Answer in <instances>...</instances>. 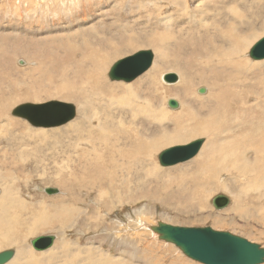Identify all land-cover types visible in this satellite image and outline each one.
I'll use <instances>...</instances> for the list:
<instances>
[{
    "label": "rangeland",
    "instance_id": "rangeland-1",
    "mask_svg": "<svg viewBox=\"0 0 264 264\" xmlns=\"http://www.w3.org/2000/svg\"><path fill=\"white\" fill-rule=\"evenodd\" d=\"M182 1L188 9L180 12L172 0H0V124L13 119L0 125V251L17 249L11 264H202L160 239L150 228L158 221L211 226L264 246V136L256 135L264 58L239 45L240 61L215 59L222 47L232 53L233 38L264 36V0ZM141 49L154 51L151 68L112 81V64ZM160 68L178 81L149 77ZM50 100L74 103L75 118L33 127L12 114ZM166 137L174 139L152 147ZM197 138L206 141L195 157L161 166L162 150ZM47 186L59 192L40 189ZM7 187L26 206L5 207ZM218 194L229 206L215 208ZM41 213L49 221L34 230ZM49 234L51 250L31 247Z\"/></svg>",
    "mask_w": 264,
    "mask_h": 264
},
{
    "label": "water",
    "instance_id": "water-1",
    "mask_svg": "<svg viewBox=\"0 0 264 264\" xmlns=\"http://www.w3.org/2000/svg\"><path fill=\"white\" fill-rule=\"evenodd\" d=\"M253 59L264 58V37L260 38L250 49ZM155 58L151 49L138 50L137 52L116 60L108 76L112 81L135 80L153 65ZM164 80L173 83L178 81L176 73H166ZM205 92V88H200ZM168 105L178 108L179 102L170 99ZM12 114L27 118L34 126L51 127L61 125L75 118L77 107L74 103L61 100L47 102H26L12 110ZM205 142L204 138H197L187 144H178L165 148L159 153V162L168 167L188 161L195 157ZM45 192L56 194L58 188L46 187ZM230 204L229 196L218 194L213 199L217 209H223ZM160 239L175 244L187 257L202 264H264V246L248 238L229 231L216 230L207 227H186L158 221L150 226ZM56 236L43 235L32 239L36 250H45L54 244ZM14 256L13 249L0 252V264H6Z\"/></svg>",
    "mask_w": 264,
    "mask_h": 264
},
{
    "label": "bare ground",
    "instance_id": "bare-ground-1",
    "mask_svg": "<svg viewBox=\"0 0 264 264\" xmlns=\"http://www.w3.org/2000/svg\"><path fill=\"white\" fill-rule=\"evenodd\" d=\"M172 1H174L175 2V4L178 6V10L180 11V12H182V11H186L187 9H188V3L186 2H183L182 0H172ZM200 1V0H199ZM173 2V3H174ZM21 7V6H20ZM177 10V11H178ZM262 37H264V36H261V37H254V38H252L251 39V37L250 36H246V37H239V38H233V40H231V45H233V46H235V47H233L232 48V53H230V54H228V55H222V53L225 51V49H224V47H222V53H221V55H218V53L216 52V54H215V59H219V60H221L222 62H223V65H228V63H230V62H236V59H237V61L239 60V58L241 59V57L244 55V53H243V51H244V48H246L248 45H249V47H250V49H251V47L260 39V38H262ZM255 39V40H254ZM251 42H252V44H251ZM251 44V45H250ZM239 45H243L244 46V48H238V46ZM219 48V47H218ZM142 50H145V49H142ZM216 51V50H215ZM218 51V50H217ZM249 53H250V51H249ZM105 54V53H104ZM104 54H102V55H100V56H102L103 57V55ZM249 56H250V54H249ZM251 57V56H250ZM244 58V57H243ZM252 58V57H251ZM253 59V58H252ZM263 59V58H262ZM262 59H260V60H262ZM101 60H102V58H101ZM100 60V61H101ZM253 60H259V59H253ZM87 61L88 62H91V60L90 59H87ZM240 61V60H239ZM102 62H103V66H102V68H104L105 66V63H106V58H104L103 60H102ZM154 63V62H153ZM246 63V62H245ZM244 63V64H245ZM256 66H259V65H255V68H256ZM235 67V66H234ZM156 68V67H155ZM233 68V67H232ZM260 68V67H259ZM154 69V68H153ZM162 69L160 68V69H157L156 71H154L153 70V72H151L150 73V75H149V77H151V78H154V79H157V80H159V77H160V75H161V78H163L164 79V75H165V73H163L162 71H161ZM243 70V65L242 64H239V67H238V69L236 70V71H238V72H241ZM162 72V73H161ZM139 77V76H138ZM137 77V78H138ZM230 77V76H229ZM181 79H182V77H181ZM181 79L179 80V81H181ZM141 80V79H140ZM166 81V80H165ZM219 81H220V79H219ZM123 82H126V81H123ZM131 82V81H130ZM159 82V81H158ZM167 82V81H166ZM236 82V81H235ZM143 83V81L141 80V82H140V84H142ZM170 83V82H169ZM174 83V82H173ZM124 86H126V85H124ZM127 86H129V85H127ZM131 86V85H130ZM132 86H133V84H132ZM112 88H113V86H112ZM166 88V87H165ZM262 89V88H261ZM126 90V89H125ZM264 91V90H263ZM260 92V91H259ZM204 93V92H203ZM218 96V95H217ZM219 97V96H218ZM4 102V101H3ZM218 102H220L219 101V99H218ZM245 100H243L242 102L240 101L239 102V106H241V105H246L245 103ZM251 102V101H250ZM5 103V102H4ZM7 103H8V101H7ZM221 103V102H220ZM249 105V104H248ZM179 106H180V104H179ZM178 106V107H179ZM17 107V106H16ZM7 107L5 106V109H6ZM172 108V107H171ZM4 109V110H5ZM3 112H6V113H8L7 111H3ZM78 112V111H77ZM263 115V114H262ZM3 116H6V114H3ZM14 116H16V115H14ZM16 117H21V118H23L22 116H16ZM23 119H25V118H23ZM3 120V119H2ZM25 120H27V118L25 119ZM73 120V119H72ZM1 121V120H0ZM28 121V120H27ZM71 121V120H70ZM30 124H31V122L30 121H28ZM69 122V121H68ZM68 122H66V123H68ZM66 123H63V124H66ZM13 124V119H11V118H7L2 124H0L1 125V127H2V129H3V127H6V128H8V126L10 125V126H13L12 125ZM70 124V123H69ZM204 124H206V122L204 121ZM32 125V124H31ZM62 125V124H61ZM33 127H45V126H34V125H32ZM56 126H58V125H56ZM30 127V126H29ZM32 127V128H33ZM51 127H55V126H51ZM257 127V133H256V135H258V134H261V137H263L264 136V124H261V125H258V126H256ZM31 128V127H30ZM103 129V128H102ZM13 130V129H12ZM11 130V131H12ZM16 130V129H15ZM14 130V131H15ZM32 132L33 131H35L34 129H32L31 130ZM38 131V130H37ZM31 132V133H32ZM27 133V132H26ZM31 133H29V134H31ZM212 133H213V130H212ZM20 134H22V133H20ZM35 134V133H34ZM245 133H242V134H239V135H237V141H239V142H241V143H244V140L246 139V137H242L241 135H244ZM25 135V134H24ZM23 135V136H24ZM171 139H174V137H166V141H164V140H155V141H153L152 142V147L154 148V146L157 148L160 144H165V143H168V141L169 140H171ZM205 139V138H204ZM251 139V138H250ZM236 140H235V142H234V144H236ZM252 140V139H251ZM15 141V140H14ZM13 141V142H14ZM205 141H206V139H205ZM205 143V142H204ZM187 144V143H186ZM237 146H239L240 147V145L241 144H236ZM6 146V145H5ZM149 146H151V142H150V145ZM172 146H175V145H172ZM242 146V145H241ZM24 150V149H23ZM22 150V151H23ZM8 152V151H7ZM250 152V151H249ZM249 152H248V154L246 155V160H245V164H247L248 165V163H251V162H253L252 160H251V158L249 157ZM7 154V153H6ZM251 154V153H250ZM231 156H234V153H231L230 154ZM253 155V157H255L256 159H258V154H252ZM228 156V155H227ZM227 156H225L224 157V161H228V162H230L228 159H227ZM238 156H240V155H238ZM237 157V156H236ZM17 159V158H16ZM258 160H264V154H263V156L260 158V159H258ZM162 166V165H161ZM1 171V170H0ZM2 172H4V171H2ZM5 177H7L6 175H5ZM5 187H6V185H5ZM5 187H3V188H5ZM47 187H50V186H47ZM45 188L46 187H42V188H40L42 191H45ZM0 192H1V190H0ZM3 193H4V199H5V203H3V204H5V207L6 206H8L9 205V208L10 207H13L14 205H15V202H17L18 203V205H20V206H26V201H25V199L23 198V197H20V196H18V195H14V192L12 191V189L11 188H9V187H7V191L5 190V192L3 191ZM2 195V194H1ZM7 196H8V200H9V203H7ZM15 197V198H14ZM230 198V197H229ZM230 203H231V199H230ZM229 206V205H228ZM15 207V206H14ZM13 210V209H12ZM4 212V211H3ZM39 216H40V219H39ZM34 220H36V224L33 226V228H34V230L35 229H39V228H42V224L43 225H45L46 226V222L47 221H49V217H48V215H46V213H45V215H42V213L41 214H39L38 216H35L34 217ZM171 224V223H170ZM174 225V224H173ZM263 230V229H262ZM45 231V230H44ZM261 233V232H260ZM263 234V233H262ZM54 235V234H53ZM6 236V235H5ZM39 236H43V235H39ZM39 236H35V237H33V239L34 238H36V237H39ZM56 236V235H55ZM32 241V240H31ZM30 241V242H31ZM56 242V238H55V241H54V243ZM255 242V241H254ZM14 244V243H13ZM31 245H32V242H31ZM55 245V244H54ZM15 246H16V244H15ZM31 247H33V245L31 246ZM52 248H53V246H51ZM51 247H49L50 248V250H51ZM34 248V247H33ZM49 248H47V249H45V250H48ZM10 249H13L14 250V256H13V258L9 261V262H7L6 264H11V262L14 260V258L16 257V255H17V249H15V248H10ZM35 249V248H34ZM25 250V249H24ZM36 250V249H35ZM49 250V251H50ZM4 251V250H3ZM22 251V250H21ZM37 251H44V250H37ZM49 251H47V252H49ZM72 251V250H71ZM1 252V251H0ZM46 252V253H47ZM24 253V252H23ZM72 253H74V251H72ZM79 254V253H78ZM24 255V254H23ZM43 255V257H40V259L38 260L39 262H41V261H43V259L45 260V262H46V260L48 259V258H50L51 256L52 257H55L56 255H55V252H52L51 254H49V255H47V256H45V254H42ZM71 255V254H70ZM62 256V255H61ZM60 256V257H61ZM73 258L74 257H76L77 259H78V257H80L81 255H71ZM75 258V259H76ZM35 260V259H34ZM114 260L116 261V260H120L123 264H124V262L125 261H123V259H120V258H114ZM16 261V260H15ZM33 261V260H32ZM110 261V260H109ZM118 262V264H121V262ZM36 262V261H35ZM51 262H53L54 263V261H53V259H50L49 261H48V264L49 263H51ZM73 263H76V261H74ZM21 264V263H20ZM46 264V263H45Z\"/></svg>",
    "mask_w": 264,
    "mask_h": 264
}]
</instances>
